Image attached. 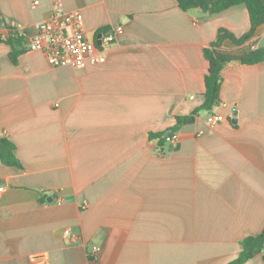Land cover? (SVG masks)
I'll use <instances>...</instances> for the list:
<instances>
[{"label":"crops","instance_id":"0c3cea01","mask_svg":"<svg viewBox=\"0 0 264 264\" xmlns=\"http://www.w3.org/2000/svg\"><path fill=\"white\" fill-rule=\"evenodd\" d=\"M56 2L83 14L91 41L123 27L105 63L56 68L27 50ZM251 26L243 4L204 14L177 0H0V137L22 165L0 162V264L38 254L53 264L238 258L241 242L264 230V63L223 69L212 111L222 123L210 127L200 111L173 148L151 135L166 137L204 104V49L219 30L241 38ZM18 27L24 51L14 64L5 39ZM263 47L261 25L221 51Z\"/></svg>","mask_w":264,"mask_h":264},{"label":"trees","instance_id":"16d2710c","mask_svg":"<svg viewBox=\"0 0 264 264\" xmlns=\"http://www.w3.org/2000/svg\"><path fill=\"white\" fill-rule=\"evenodd\" d=\"M183 11L196 9L204 14H218L237 5H245L251 19V30L245 36L238 38L226 29H220L218 39L204 49V57L209 63L208 74L205 78V102L198 110L189 116L177 117L176 128L173 132L183 126L192 125L200 111L212 112L213 108L221 101L220 93L222 87V71L233 62H240L243 65H257L264 63V47L251 51L245 55L228 54L221 51L224 40L230 39L235 44L243 45L252 37L256 29L264 25V0H177ZM23 37L18 29H10V37L6 40L13 51L10 58L14 64L18 63L19 56L23 53ZM2 39L0 38V41ZM151 139L158 141L160 148L168 147L164 134L151 135ZM16 145L6 136L0 137V162L7 167L21 169L22 165L16 156ZM242 250L238 258L228 264H246L259 255L264 257V230L259 235L248 236L241 242Z\"/></svg>","mask_w":264,"mask_h":264},{"label":"built area","instance_id":"2783aa9c","mask_svg":"<svg viewBox=\"0 0 264 264\" xmlns=\"http://www.w3.org/2000/svg\"><path fill=\"white\" fill-rule=\"evenodd\" d=\"M20 36L24 37L21 27L17 28ZM36 34L27 43V50L42 52L51 67H71L83 70L89 65H98L106 62V52L116 43L117 38L123 32L119 26L109 34L101 37V46L91 41L84 28V17L80 11H67L61 2L53 5L48 19L35 25ZM224 116L210 112L207 116V124L214 127L224 120ZM169 145L179 143V135L176 132L166 135ZM0 188V192H1ZM70 234V233H69ZM76 239L75 235L71 236ZM31 264H53L46 254L32 256Z\"/></svg>","mask_w":264,"mask_h":264},{"label":"water","instance_id":"95a60500","mask_svg":"<svg viewBox=\"0 0 264 264\" xmlns=\"http://www.w3.org/2000/svg\"><path fill=\"white\" fill-rule=\"evenodd\" d=\"M196 10L195 9H192V10H190L189 12H192V13H194ZM101 35L98 37V41H97V45L98 46H101V44H102V42H101ZM236 122V113H234V119H233V123H235ZM173 131H169L168 133H166V135H168L169 133H172ZM170 147L171 148H173V146L172 145H170Z\"/></svg>","mask_w":264,"mask_h":264}]
</instances>
